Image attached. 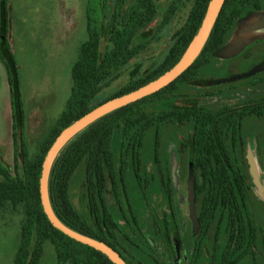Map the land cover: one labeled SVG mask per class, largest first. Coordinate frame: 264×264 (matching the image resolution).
Returning <instances> with one entry per match:
<instances>
[{
  "label": "rangeland",
  "instance_id": "rangeland-1",
  "mask_svg": "<svg viewBox=\"0 0 264 264\" xmlns=\"http://www.w3.org/2000/svg\"><path fill=\"white\" fill-rule=\"evenodd\" d=\"M152 1L156 15L135 33L130 44V48L140 46L141 49L115 73L108 86L102 88L90 103L91 107L154 70L164 60L200 0ZM139 2L7 1L8 33L3 37L0 26V51L10 66L12 80L18 83V88H14L18 106L16 144L13 145L14 113L6 68L0 61V163L13 178L24 175L22 143L27 159L36 158L41 142L60 123L67 109L74 87L71 70L88 40L87 17L91 15L99 21L97 54L101 59L113 49L114 39L128 31ZM233 3L239 12L237 24L245 17L264 16V0H234ZM6 48L12 54L14 64L8 58ZM213 58L218 59V56L215 54ZM240 61L241 57L235 56L211 65L205 70L206 76L197 81L181 82L174 98L150 101L146 110L161 113L197 109L228 115L259 108L244 116L237 134L233 135L229 126L222 127L219 132L231 163L245 181V204L256 231L251 250L255 262L264 264V69L249 77L218 82L240 75L244 70ZM90 83L91 79L86 76L77 85L78 91L86 93ZM19 111L23 115L22 127ZM199 127L200 123L194 117L185 119L179 115L176 120L161 123L146 133L138 150L137 178L133 165L128 163L124 205L120 196L115 199L108 173L105 168L103 170L102 197L116 224L117 245L125 248L137 264H225V252L232 234L227 207L219 201L208 221L206 215L214 191L208 179L211 178L209 172L219 168L220 163L217 158L216 161L207 160L202 156L194 141ZM213 131L215 129L209 133ZM124 139L122 128L112 136L111 146L117 162L124 152ZM215 190L218 193L217 186ZM69 198L75 211L92 224L87 208L84 164L78 167L70 182ZM28 223L24 204L11 201L0 204V264H13L22 229ZM31 236L33 246L35 233ZM177 238L180 249H177ZM38 264H61L51 242L46 241L43 245ZM238 264H253V261L249 255H244Z\"/></svg>",
  "mask_w": 264,
  "mask_h": 264
},
{
  "label": "trees",
  "instance_id": "trees-1",
  "mask_svg": "<svg viewBox=\"0 0 264 264\" xmlns=\"http://www.w3.org/2000/svg\"><path fill=\"white\" fill-rule=\"evenodd\" d=\"M7 1L0 0V26L2 36L8 33ZM210 0H200L185 26L177 34L164 60L145 77L128 84L98 105L116 97L126 95L147 83L156 80L171 69L180 59L189 42L197 33L205 15ZM234 0H225L220 13L210 31V34L192 65L174 82L148 97L128 104L97 119L83 131L73 137L60 151L55 159L48 181V194L51 207L56 217L68 228L97 241L106 243L116 250L127 264H137L133 256L122 246L117 245L114 230L116 224L103 202L104 175L106 169L114 197L121 198V204L126 201V173L128 163L133 165L135 176L138 177L140 161L138 150L141 148L146 133L161 123L174 121L179 115L185 119L194 117L199 123L194 141L203 157L219 160V168L210 171L213 194L209 200L210 210L207 211V221L213 215L219 201L227 207L228 220L232 234L225 252V264H238L244 256L249 255L255 262L251 250L255 243L256 231L249 220L245 204V181L238 169L231 163L230 156L225 150L222 135L219 131L224 126L232 129L233 135L238 131L240 121L248 113H255L259 108L234 112L228 115L210 113L197 109L182 111H165L149 113L146 104L153 100L174 98L181 82L199 80L200 70L213 59L215 52L228 40L239 18L238 8L233 7ZM131 16V26L119 39H114L113 49L101 59L98 58L99 47L98 20L91 15L87 17L86 30L88 40L81 48L78 62L72 67L71 77L74 83L73 92L67 102V109L60 123L56 124L46 135L39 147L36 158L28 160L24 143L21 154L24 164L22 178H13L9 171L0 163V204L6 201L24 204L28 215V225L22 229L20 246L16 252L13 264H38L42 247L46 241L53 244L57 260L61 264H113L107 256L91 247L80 244L52 227L43 212L39 196V179L42 162L46 152L62 129L70 125L92 108L90 103L119 71L139 50L140 46L130 48L135 33L156 15V6L152 0H140ZM131 13V12H130ZM167 16L166 18H168ZM121 23V22H120ZM123 28V25L120 24ZM119 31V30H117ZM120 33V32H118ZM7 47V46H6ZM8 58L13 62V56L6 48ZM0 61L4 64L9 86V97L12 114V141L16 144L15 114L17 104L14 100V88H18L17 80H12L10 66L0 51ZM15 77L17 74L14 72ZM88 76L91 79L89 90L82 94L78 91L79 82ZM14 77V78H15ZM19 102V101H18ZM20 103V102H19ZM20 105V104H19ZM97 106V105H96ZM19 123L23 126V115L19 111ZM122 128L125 131V146L121 160L116 161L112 151V136ZM215 129L213 133L210 130ZM218 131V134L216 133ZM208 134V136L206 135ZM216 134V136H215ZM85 165V183L87 208L92 224L87 223L73 208L69 198V186L78 167ZM215 186L219 189L216 193ZM122 207H120L121 209ZM206 221V222H207ZM32 232L35 240L32 246ZM177 249H180V239L177 238ZM31 247V252H30Z\"/></svg>",
  "mask_w": 264,
  "mask_h": 264
},
{
  "label": "water",
  "instance_id": "water-1",
  "mask_svg": "<svg viewBox=\"0 0 264 264\" xmlns=\"http://www.w3.org/2000/svg\"><path fill=\"white\" fill-rule=\"evenodd\" d=\"M224 2L225 0L209 1L206 7L204 18L197 33L189 42L179 61L171 69L162 74L156 80L147 83L146 85L138 88L133 92L120 97L112 98L92 108L89 112L62 129L45 154L39 179V196L43 212L46 215L48 221L50 222L52 227H54L70 239L101 252L102 254L107 256L113 264L127 263L121 258L120 254L116 250L108 246L106 243L84 236L68 228L56 217L51 207L48 194V181L52 165L65 145L91 123L114 110L155 94L156 92L174 82L183 72H185L192 65L201 49L203 48ZM259 17L264 20V16ZM232 49L233 48L230 46L222 47L216 51V55L222 58L235 56L236 52L233 53ZM263 69L264 64L262 66L252 68L248 73L244 75L232 76L226 80H219L218 82L223 83L225 81H234L243 77H249Z\"/></svg>",
  "mask_w": 264,
  "mask_h": 264
},
{
  "label": "crops",
  "instance_id": "crops-1",
  "mask_svg": "<svg viewBox=\"0 0 264 264\" xmlns=\"http://www.w3.org/2000/svg\"><path fill=\"white\" fill-rule=\"evenodd\" d=\"M262 28H264V20H262L260 17H256V18L255 16L245 17L241 19L238 22V24L236 23V25L234 26L231 32L230 37L228 38L227 42L222 47H225V46L232 47L233 53L236 52L235 56L239 58V54L243 51V49L247 45L253 43L255 40L262 39L264 37V34L259 32ZM235 56H232V57H235ZM232 57H229V58L218 57V59L213 58L207 66L203 67L200 70L199 77L203 75L206 76L205 70L207 71L211 65H214L215 63L219 61H225L226 59H230ZM240 63L242 64L244 68L242 72H244L249 65L247 64V62L243 60H241Z\"/></svg>",
  "mask_w": 264,
  "mask_h": 264
},
{
  "label": "flooded vegetation",
  "instance_id": "flooded-vegetation-1",
  "mask_svg": "<svg viewBox=\"0 0 264 264\" xmlns=\"http://www.w3.org/2000/svg\"><path fill=\"white\" fill-rule=\"evenodd\" d=\"M259 32H262L264 34V29H261ZM239 57H241V60L247 62V64L249 65V68H246V70L240 73V75L248 73V71L254 68V66H262L261 64H264V37L262 39L255 40L253 43L247 45L239 54Z\"/></svg>",
  "mask_w": 264,
  "mask_h": 264
}]
</instances>
